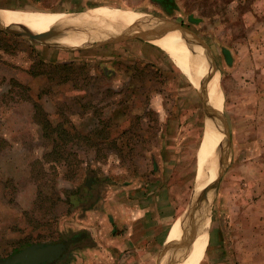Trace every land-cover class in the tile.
<instances>
[{
    "label": "rangeland",
    "instance_id": "obj_1",
    "mask_svg": "<svg viewBox=\"0 0 264 264\" xmlns=\"http://www.w3.org/2000/svg\"><path fill=\"white\" fill-rule=\"evenodd\" d=\"M176 1L179 11L172 17L151 0H0V10L29 12L121 8L129 14L171 21L193 33L211 55L202 46L204 53H195L202 60L211 56L217 67L212 82L219 83L221 113L230 139L229 147L223 126L226 151L220 158L215 151L218 144L212 148V177L206 176V184L199 189L198 154L212 119L205 116L198 86L202 82L179 68L161 48L144 39L90 47L98 42L82 37L83 32L77 36L79 43L55 39L45 44L0 26V259L33 244L61 243L79 234L85 240L58 264L168 262L174 256L175 241L178 246L190 232L194 209L184 227L178 217L228 165L216 190L210 191L206 218L202 212L206 244L193 264H264V0ZM72 62L88 64L85 70L91 80L81 77L78 81L89 84L88 92L72 83L31 75L32 70L41 72L50 64ZM208 90L204 95L213 106L215 99ZM124 101H132L134 107L126 111ZM62 116L85 133L103 130L105 122V131L113 140L122 136L123 143L124 130L133 122L130 135H141L145 142L135 141L137 150L125 149L124 144L119 149L107 145L102 150H78L83 163L70 180L62 172L67 167L44 162L50 145L42 121L36 122L46 118L56 126ZM139 125L144 128L140 130ZM142 178L161 179L168 193L150 194L148 200L127 188L131 181L142 186ZM123 189L126 202L131 201L127 204L140 217L150 216L152 223L151 231L141 226L140 231L147 234L134 259L126 244L124 252L122 243L111 245L113 228L105 219L111 211L108 205L120 201ZM68 192L76 193L74 202L79 200L91 209L98 203L97 208L84 213L72 210ZM167 234L171 245L161 259L160 245ZM119 235L123 240L121 227Z\"/></svg>",
    "mask_w": 264,
    "mask_h": 264
},
{
    "label": "bare ground",
    "instance_id": "obj_2",
    "mask_svg": "<svg viewBox=\"0 0 264 264\" xmlns=\"http://www.w3.org/2000/svg\"><path fill=\"white\" fill-rule=\"evenodd\" d=\"M122 14L124 15L122 10L120 11L119 9H115L108 6L92 8L83 12H73V13L67 12L61 14H48V12L45 13V12L1 11L0 24L3 25L4 27H8L12 31L23 30L24 32L43 34L45 35V39H44L45 44L49 42L52 43V40L53 39L55 40V37L57 39L63 40L61 41L62 43L69 42L70 44V40L73 43L74 42L79 43L78 41L81 40L79 39V37L82 32H83L82 37L83 36L86 37L90 42H102L108 40L113 36L120 35L123 32L124 33L127 32L128 30L131 29L130 26L134 24L132 32L128 31V33L132 35L134 34L136 36L138 33L139 34L141 33L142 39L161 48L175 62V64L179 68H183L184 70L187 71L188 74H190L192 78L193 76H195L197 81L202 82L198 84V86L203 91V93H205L208 90V88H210L207 93L209 95L212 94L211 99L212 98L215 99V103L213 104V107L215 108V104L216 105L218 104L216 106L217 109L216 108L215 109L221 112L222 99L218 87L219 83L217 84L218 80L212 82L213 77L210 79L211 75L213 76L214 73L212 62L210 59L205 57H203L202 60V58L199 57L197 53H195V52L204 53L201 50V45H199L190 36L182 33L180 30L178 31L171 30L168 27H166L164 24L159 23V21L153 20L148 16L139 13H135V14L128 13L124 15L123 23H120L116 26L113 25L114 27L106 35L98 36L100 33H104L102 30L105 27L108 29L109 24L118 21L119 18L122 16ZM158 31L161 33H159ZM66 34H69V36H66ZM61 35H65V37L64 36L60 37ZM70 36H72L71 38L74 37V39H71ZM67 37H69L70 39H68ZM89 41L88 43L87 42L86 43L89 44ZM76 45L78 46L80 44H76ZM191 52L194 53L191 54ZM216 90L219 92V94ZM217 124L218 122L212 120V124H211L212 129L210 128L207 129L205 133L204 142L202 144L201 149L199 150V154H198L199 168L202 175L199 179L198 188L206 184L204 183V180H206L207 178L206 176L209 175L208 177H210L209 170H211L213 166L212 158L215 156L214 155L215 152L213 154L212 148H214V146H217L218 144L217 150L219 151L215 149L214 150L219 153L220 158H222L221 157L222 151L223 152L226 151L225 149L226 146L222 138V132H220L217 129ZM218 139L221 141L220 146L219 143H217ZM216 158H218L217 155ZM213 160L215 161V159ZM216 179H214L212 183L208 182L206 188L213 185ZM210 201H211L210 197H208V200H204L202 203H200L199 205L197 204L195 206L194 211L192 213L193 220L191 223V229L188 236L185 237L186 240L185 239L181 240L180 238V242L178 243V246L176 245L177 241H175L174 256L171 258V260L169 259L168 262L167 261L160 262L159 264H193L194 260H196V258L198 257L197 253H199L200 248L202 247L201 251L204 250L206 244V233H204L206 231V226L204 228V221H202V212L208 211L207 207ZM203 214L205 218L208 215L206 212ZM190 221H188V223ZM203 233H204V238H203ZM176 253H178L179 255H176Z\"/></svg>",
    "mask_w": 264,
    "mask_h": 264
},
{
    "label": "trees",
    "instance_id": "obj_3",
    "mask_svg": "<svg viewBox=\"0 0 264 264\" xmlns=\"http://www.w3.org/2000/svg\"><path fill=\"white\" fill-rule=\"evenodd\" d=\"M152 3L156 6H158L163 12L168 14L169 16H174L177 11H179V6L177 4L176 0H151ZM196 24V22L192 19V22ZM41 63H44L41 61ZM88 67V64H75V63H61V64H50L47 66V70H45L43 67L41 72L33 71L31 72V75L33 76H46L50 79V81L58 80L59 83H72L76 89H80L81 91L88 92L87 86L89 84H82L79 85V80L81 77H84L85 80L89 81L91 78L89 77V71H86L85 68ZM41 69V67H40ZM39 71V70H38ZM105 72V70H104ZM89 83V82H88ZM87 95V94H86ZM125 96V95H124ZM79 98H83L79 96ZM76 97V99H79ZM127 105V110L134 107V103L132 101H124ZM40 111V110H39ZM126 111H124V115L126 116ZM40 116H42L40 112ZM143 116H141L140 121L143 120ZM40 121H42L43 129L45 130V137L49 142L50 149L45 153L44 155V162L46 164L52 165L56 168H63L67 167L65 171H62L65 173V177L71 180V177H73L77 173V169H81V165L83 163L81 159V155L78 152V150H82L85 148L86 150H102L107 149L105 146L110 145L111 147H115L119 149V145L124 144L125 149L129 150H137V144L135 141L138 139L145 142V138L140 135H130L131 131L135 128V123L130 122V126L128 129L124 130V143L122 136L118 137L116 139H112L109 132H106L105 130L108 129V126H105L104 122V128L101 131H95L90 133H85V130L83 128H79L76 126L68 117L62 116V121L59 122L56 126H54L49 120L46 118H43L38 121L37 123L40 124ZM140 126V125H139ZM82 127V126H80ZM140 128H144V126H140ZM141 130V129H140ZM98 135V139L101 144L97 143V140L94 138ZM145 137H148L147 135ZM152 146V145H151ZM143 150H145V147H142ZM164 149V148H163ZM77 150V151H75ZM70 173L71 176H69ZM157 185L160 184V179L157 180ZM166 186L161 184L160 189L163 191ZM80 189V188H79ZM80 191V190H78ZM86 194L91 195L92 193L90 191H85ZM75 192H68L67 194V201L69 200L70 206H73L72 210H80L81 212H86L91 210V207H85L83 206L79 200L74 202L72 199H74ZM36 207L38 204H35ZM77 235V234H76ZM77 236H74L72 238H77ZM70 238V239H72Z\"/></svg>",
    "mask_w": 264,
    "mask_h": 264
},
{
    "label": "water",
    "instance_id": "obj_4",
    "mask_svg": "<svg viewBox=\"0 0 264 264\" xmlns=\"http://www.w3.org/2000/svg\"><path fill=\"white\" fill-rule=\"evenodd\" d=\"M153 20L159 21V23L164 24L166 27H168L171 30H174V31L180 30L185 35H188L191 38H193L199 45H201L204 49L207 50L208 54H210L209 47L203 41H201L196 35H194L193 33L183 29L181 26H178L177 24H175L171 21H168V20H163V19H153ZM0 26H3V25L0 24ZM5 28L7 31L17 33L19 35L27 37L31 41L44 43L45 35H43V34H35L32 32H22V31H12L8 27H5ZM159 33H161V32H159ZM131 39H140L143 41V39L140 38L138 35L136 36V35H132L130 33L125 32V33H122L120 35L113 36L106 41H102V42H98L96 44H93L90 47H96V46L105 45V44H109V43H112V44L113 43L114 44L115 43H121V42H125V41L131 40ZM51 47H53V46H51ZM90 47H88V48H90ZM88 48H83V49H88ZM62 50H67V49H62ZM77 50H82V49H77ZM210 58L212 60L213 66H214V73L216 74L217 67H216L211 56H210ZM212 77L213 76L211 75L210 79ZM200 94L202 96L203 107H204L206 118H209L215 122H218L217 129L220 132H222V127L224 126V128L226 130L227 137H228V142H229L228 146L230 147L229 129H228V125L226 123L225 118L223 117V115L220 111H217L213 106H211L209 104L208 95H207V97H205V95L201 89H200ZM227 166L228 165H226V167ZM225 168H223L219 172L218 177H217L216 181L214 182V184L209 186L208 188H205L191 202L188 210L186 211V213L182 217V220H181V226L182 227H184L185 223L188 220L189 212L192 211L197 204L199 205L204 200H208V197L210 196L209 194H210L211 190H212V192H214L216 190V188L219 185L221 175L224 172ZM79 241H80V238H72V239H69L67 241H64L61 243H55V244H44V243L33 244V245L15 253V254H13L10 257L1 258L0 264H58L59 262H62L68 258L73 246L75 244H77ZM170 245L171 244L169 243L164 248V250L161 252L162 258H164L165 255L167 254V252L169 251Z\"/></svg>",
    "mask_w": 264,
    "mask_h": 264
},
{
    "label": "crops",
    "instance_id": "obj_5",
    "mask_svg": "<svg viewBox=\"0 0 264 264\" xmlns=\"http://www.w3.org/2000/svg\"><path fill=\"white\" fill-rule=\"evenodd\" d=\"M98 7H101V6H98ZM95 8H97V7H95ZM112 8H114V7H112ZM115 9H119L120 11L122 10L124 15L128 14V12L125 11L124 9H121V8H115ZM1 11H17V10H0V12ZM83 11H78V12H83ZM19 12H29V11H19ZM37 12H39V11H37ZM45 13H47V12H45ZM61 13H67V12H48V14H61ZM68 13H73V12H68ZM124 15L122 14V16L119 18V20H121V21L118 20V21H115V22L109 24L108 25L109 27L107 26L108 29L105 27L102 30L104 33H100L98 36L106 35L114 27L113 25L116 26V25H118L120 23H123ZM16 27H18V26H16ZM130 27H131V29L128 30V31L132 32L134 24L132 26H130ZM128 31H127V33H128ZM137 35L141 38V33L140 34L138 33ZM51 39H53V38H51ZM55 39H57V38L55 37ZM121 43L124 44V42H121ZM121 43H119V44H121ZM149 45H152V44H149ZM152 46L154 48H157V49L161 50L160 48H158V47H156L154 45H152ZM142 179H143V184L144 185L142 184V186H140V187H138L137 185L134 186V183H136V181H133V183L131 181V182L128 183L127 188H130L131 192H135L138 195L139 194L142 195V193H143V196H145L146 199H148V200L151 198L150 194L159 195V194H162V193H165V194L168 193V189L167 188L163 189V191L160 189V185L162 184L161 183V179H160L159 186L157 185V182H158L157 180L159 178H152V179H149V178L148 179H144V178H142ZM163 185H165V184H163ZM123 191H124V189L120 193V201L111 202L108 205V207L111 209V211H110V213L105 214V219L108 221V223L113 228L112 236H111L113 242H112L111 245H115V243H119V242L122 243L123 246L126 244L127 246H129V248H132V250H133L132 252L134 253L133 254V259H134L136 257V255H138V251H140V252L142 251V250L139 249V247H140V245H142V242L144 241L145 234H147L146 232L140 231V228H142L141 226L143 225V227L145 229L146 228H150V231H151L152 223H151L150 218H149L150 216H144L143 215V216L140 217L138 215V212L134 211L133 207L127 204L128 202L130 203L131 201H127L126 202V198L124 196V192ZM114 196H117V195L114 194ZM97 205H98V203L95 206L96 208H97ZM96 208H93L91 210H95ZM146 211H148L147 213L149 215L151 214V210H146ZM101 212H102V210H101ZM181 217H183V215L178 217V218H181ZM178 218L177 217L175 218L172 226L168 230V234H169L171 228L173 227V225L176 224V222L178 221L177 220ZM147 225H149V226H147ZM119 227H121V229L124 232V239L123 240H121L120 235H119ZM168 234L166 235L164 241L162 242V248H161V245H160V251L161 252L169 244L168 241H167ZM111 247H113V246H111ZM114 249L115 248H112L111 251L118 250L119 248L115 249V250ZM126 250H127L126 246H124L123 252L126 251ZM123 256L124 255H121L120 257L122 258ZM160 261H161V259H160ZM120 264H123V263H120ZM127 264H132V263H130L128 261Z\"/></svg>",
    "mask_w": 264,
    "mask_h": 264
},
{
    "label": "flooded vegetation",
    "instance_id": "obj_6",
    "mask_svg": "<svg viewBox=\"0 0 264 264\" xmlns=\"http://www.w3.org/2000/svg\"><path fill=\"white\" fill-rule=\"evenodd\" d=\"M77 238H80V241L77 244L82 243L85 240V236L83 235H80Z\"/></svg>",
    "mask_w": 264,
    "mask_h": 264
}]
</instances>
